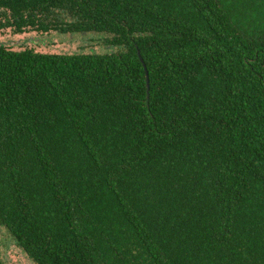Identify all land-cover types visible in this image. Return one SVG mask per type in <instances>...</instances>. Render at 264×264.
<instances>
[{
	"label": "trees",
	"instance_id": "obj_1",
	"mask_svg": "<svg viewBox=\"0 0 264 264\" xmlns=\"http://www.w3.org/2000/svg\"><path fill=\"white\" fill-rule=\"evenodd\" d=\"M2 29L111 48L0 44V229L30 263L264 264V0H0Z\"/></svg>",
	"mask_w": 264,
	"mask_h": 264
},
{
	"label": "rangeland",
	"instance_id": "obj_2",
	"mask_svg": "<svg viewBox=\"0 0 264 264\" xmlns=\"http://www.w3.org/2000/svg\"><path fill=\"white\" fill-rule=\"evenodd\" d=\"M0 44L12 51L30 49L37 53L48 54H87L108 52L111 49L100 35H67L52 31L13 34L9 29L0 30ZM0 262L2 264H32L12 244L3 229H0Z\"/></svg>",
	"mask_w": 264,
	"mask_h": 264
},
{
	"label": "water",
	"instance_id": "obj_3",
	"mask_svg": "<svg viewBox=\"0 0 264 264\" xmlns=\"http://www.w3.org/2000/svg\"><path fill=\"white\" fill-rule=\"evenodd\" d=\"M145 76H146V73H145Z\"/></svg>",
	"mask_w": 264,
	"mask_h": 264
}]
</instances>
